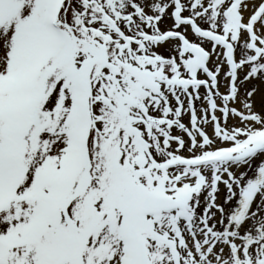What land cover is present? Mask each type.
<instances>
[{
	"label": "snow or ice",
	"instance_id": "obj_1",
	"mask_svg": "<svg viewBox=\"0 0 264 264\" xmlns=\"http://www.w3.org/2000/svg\"><path fill=\"white\" fill-rule=\"evenodd\" d=\"M0 264H264V0H0Z\"/></svg>",
	"mask_w": 264,
	"mask_h": 264
},
{
	"label": "rangeland",
	"instance_id": "obj_2",
	"mask_svg": "<svg viewBox=\"0 0 264 264\" xmlns=\"http://www.w3.org/2000/svg\"><path fill=\"white\" fill-rule=\"evenodd\" d=\"M223 90V89H222Z\"/></svg>",
	"mask_w": 264,
	"mask_h": 264
}]
</instances>
